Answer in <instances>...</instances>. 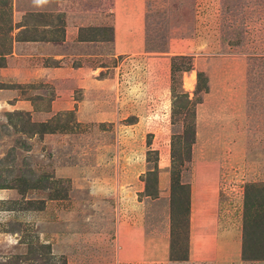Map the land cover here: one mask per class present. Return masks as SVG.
<instances>
[{"label": "rangeland", "instance_id": "obj_1", "mask_svg": "<svg viewBox=\"0 0 264 264\" xmlns=\"http://www.w3.org/2000/svg\"><path fill=\"white\" fill-rule=\"evenodd\" d=\"M110 3L74 13L101 21L94 55L37 60L86 86L0 60V264H264V0H143L116 55ZM20 7L0 0V44L23 54L52 15Z\"/></svg>", "mask_w": 264, "mask_h": 264}, {"label": "crops", "instance_id": "obj_2", "mask_svg": "<svg viewBox=\"0 0 264 264\" xmlns=\"http://www.w3.org/2000/svg\"><path fill=\"white\" fill-rule=\"evenodd\" d=\"M105 0H19L21 7L18 14L25 12H34L44 15H52L49 22L40 25L39 34L41 37L27 39L23 41V46L26 48L23 54L16 52L13 46L8 55L9 58L18 56L17 58L25 57L26 64L10 65L2 68L4 75L18 78L21 80L30 79H48L53 81L56 87L62 84H69L72 88L84 87L90 83L92 79L88 70V66H73L68 64L51 65L39 63L37 60H53L62 61L67 57L70 59L74 56H91V44L89 40H76L80 27L86 25L98 24L101 21H92V19H82V17L74 15L77 12H89L86 8L97 7V3L102 6ZM143 0H112L110 12L113 14L112 21V50L113 55L120 54L121 42L124 39L132 42H138V24L140 17V9ZM80 3V4H79ZM85 8V9H84ZM80 9V10H79ZM96 13L97 11H91ZM103 12V11H102ZM106 12V11H104ZM61 13L59 17H55ZM73 14V15H72ZM25 27V26H22ZM20 42V40L15 41ZM103 43V42H102ZM96 46V45H95ZM95 48H101L95 47ZM85 51L87 53H85ZM33 61V62H32ZM32 62V63H31ZM63 97L55 98L52 102L53 110L74 109L77 111L80 120L81 116H92L93 108L85 103V100L76 101L70 99H62ZM76 104V106H75ZM77 107V109H75ZM87 118V117H86ZM83 120V119H82ZM67 173L71 169L63 168Z\"/></svg>", "mask_w": 264, "mask_h": 264}, {"label": "trees", "instance_id": "obj_3", "mask_svg": "<svg viewBox=\"0 0 264 264\" xmlns=\"http://www.w3.org/2000/svg\"><path fill=\"white\" fill-rule=\"evenodd\" d=\"M11 32V29H10V27L5 31V33H4V37H5V39H7V38H9L8 37V34ZM4 46L5 45H3L2 43L0 44V48H2L1 50H0V60L3 58V56L4 55H6V54H9L11 51H10V47H9V50H8V48L7 49H5V50H3V48H4ZM202 75V72H197V77L199 78L200 76Z\"/></svg>", "mask_w": 264, "mask_h": 264}]
</instances>
